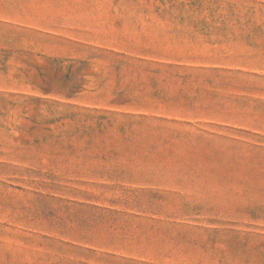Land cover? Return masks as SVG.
<instances>
[{"label":"rangeland","instance_id":"374dc122","mask_svg":"<svg viewBox=\"0 0 264 264\" xmlns=\"http://www.w3.org/2000/svg\"><path fill=\"white\" fill-rule=\"evenodd\" d=\"M0 264H264V0H0Z\"/></svg>","mask_w":264,"mask_h":264}]
</instances>
